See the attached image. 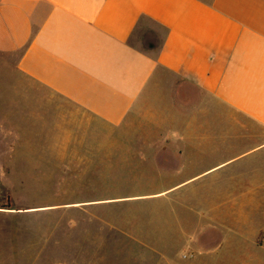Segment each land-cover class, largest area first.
<instances>
[{"label": "crops", "instance_id": "1", "mask_svg": "<svg viewBox=\"0 0 264 264\" xmlns=\"http://www.w3.org/2000/svg\"><path fill=\"white\" fill-rule=\"evenodd\" d=\"M136 35L151 43L138 46ZM0 53L24 79L17 107L35 117L42 133L72 117L75 140L92 141L98 125L123 140L135 136L143 146L165 139L160 148L171 157L182 151L172 139L187 146L213 142L225 120L240 138L260 141L237 157L264 146V0H0ZM175 123L184 128L180 136L163 132ZM59 130L64 138L67 128ZM93 148L73 149L89 156ZM191 178L135 196L160 198ZM173 200L190 201L186 192ZM197 202L210 212L212 220L200 226L212 230L216 244L188 235L182 255L160 246L155 264H255L223 259L221 243L233 224L220 214L216 197ZM250 235L262 243L260 228Z\"/></svg>", "mask_w": 264, "mask_h": 264}, {"label": "rangeland", "instance_id": "2", "mask_svg": "<svg viewBox=\"0 0 264 264\" xmlns=\"http://www.w3.org/2000/svg\"><path fill=\"white\" fill-rule=\"evenodd\" d=\"M133 39L138 46L151 43L147 35ZM11 62L0 53V264H155L160 246L169 244L174 250H162L180 256L189 236L215 245L218 237L200 226L212 220L197 202L203 196L216 197L220 214L233 224L221 243L223 259L264 264L259 247L264 199L250 202L264 198V167H258L264 164V146L237 157L260 141L240 138L225 120L218 124L222 136L213 142L190 140L187 146L186 140L172 139L182 151L171 157L160 148L169 142L165 139L143 146L135 136L123 140L98 125L92 141L75 140L72 117L60 118L58 127L67 128L64 138L59 128L45 134L35 117L16 105L24 98V79L14 74ZM175 124L163 132L180 136L184 128ZM90 143L92 154H75L78 144ZM189 177L163 197L135 196ZM184 192L188 203L173 200ZM238 198L246 204H236ZM256 228L262 243L250 238Z\"/></svg>", "mask_w": 264, "mask_h": 264}]
</instances>
